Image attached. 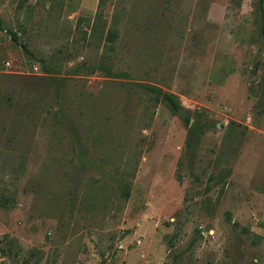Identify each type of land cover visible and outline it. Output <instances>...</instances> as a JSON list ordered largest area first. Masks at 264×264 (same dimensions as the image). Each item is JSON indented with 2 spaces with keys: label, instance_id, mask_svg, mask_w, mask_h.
Masks as SVG:
<instances>
[{
  "label": "rangeland",
  "instance_id": "1",
  "mask_svg": "<svg viewBox=\"0 0 264 264\" xmlns=\"http://www.w3.org/2000/svg\"><path fill=\"white\" fill-rule=\"evenodd\" d=\"M263 23L258 0H0V264H264Z\"/></svg>",
  "mask_w": 264,
  "mask_h": 264
},
{
  "label": "trees",
  "instance_id": "2",
  "mask_svg": "<svg viewBox=\"0 0 264 264\" xmlns=\"http://www.w3.org/2000/svg\"><path fill=\"white\" fill-rule=\"evenodd\" d=\"M258 7H259L260 14L263 16L264 7H263V4H262V0H258ZM262 28H264V23L262 25ZM8 32H9V34L11 36V39L15 43L19 44L25 52H28L30 55L33 54L30 51V49L28 48L27 44L21 39V37L18 35L17 32L12 31V30H9ZM110 36H111V32L108 33V37H110ZM92 70H93V68L91 69V71ZM141 86H143L145 89H148V90H150L152 92H155L158 95L162 94L163 98L172 107L173 111H178L180 109V107H181L180 103L176 100V98L171 93L163 92L161 89H159L157 87H154V86H149V85H141Z\"/></svg>",
  "mask_w": 264,
  "mask_h": 264
}]
</instances>
